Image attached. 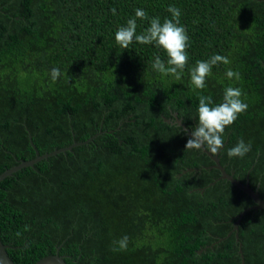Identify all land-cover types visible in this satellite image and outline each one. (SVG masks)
<instances>
[{
    "label": "trees",
    "instance_id": "16d2710c",
    "mask_svg": "<svg viewBox=\"0 0 264 264\" xmlns=\"http://www.w3.org/2000/svg\"><path fill=\"white\" fill-rule=\"evenodd\" d=\"M169 6L180 9L189 37L179 80L153 69L156 56L167 66L162 48L115 41L136 9L149 17L137 18L141 34L151 18L172 19ZM213 55L230 63L213 66L206 87L195 89L191 69ZM228 87L242 90L248 108L225 129L217 155L264 199V0H0V173L35 157L30 140L39 154L87 140L0 180L9 257L33 264L58 251L66 264H241V249L244 264H264V208L247 211L234 230L254 201L219 178L206 152L185 149L188 135L174 123L177 113L194 129L199 96L216 105ZM240 139L251 151L230 158ZM125 235L127 249L113 251Z\"/></svg>",
    "mask_w": 264,
    "mask_h": 264
},
{
    "label": "clouds",
    "instance_id": "9594fccd",
    "mask_svg": "<svg viewBox=\"0 0 264 264\" xmlns=\"http://www.w3.org/2000/svg\"><path fill=\"white\" fill-rule=\"evenodd\" d=\"M168 12L172 14V19L165 18L163 23L159 17L150 19V26L141 34H137V18L141 20L149 19L143 9H136L135 17L126 22V26H121L115 33L116 43L123 49H128L129 45L136 42L143 45L155 44L162 48L167 54V66L156 56L152 67L157 72L167 76L173 75L177 80L188 63L189 37L185 27L180 25V9L169 6ZM115 14V9H113ZM228 64L227 57L213 55L208 61H197L196 66L191 69V83L195 89L203 90L206 87V80L212 74V67L219 64ZM229 79H239V73L229 69L226 73ZM61 76L59 68L51 70V78L55 82ZM242 90L240 88L228 87L224 91L221 103L213 105L210 96H199L198 123L190 131L185 129L188 139L185 149H195L197 151L207 149L212 154H217L223 148L225 129L230 127L241 114L247 111L248 105L241 99ZM190 133V135H189ZM251 142L240 139L237 144L229 149L228 156L243 158L251 151ZM128 237L125 235L118 241H114L113 251L127 249Z\"/></svg>",
    "mask_w": 264,
    "mask_h": 264
},
{
    "label": "water",
    "instance_id": "95a60500",
    "mask_svg": "<svg viewBox=\"0 0 264 264\" xmlns=\"http://www.w3.org/2000/svg\"><path fill=\"white\" fill-rule=\"evenodd\" d=\"M174 123L180 125L183 129H187L185 127V125L182 123L181 118L178 117L177 113H174ZM165 121L170 122L169 119L165 118ZM190 135V133H189ZM31 137V136H30ZM31 145L34 147L35 149V157L29 160H23L20 159L18 160V163L12 167H9L7 169H5L2 173H0V180H2L4 177L11 175L13 172L17 171L18 169L25 167V166H33V164L37 161H39L42 158H47L48 156L57 154L59 152H65L67 150H71L72 147L85 143L87 142V140L85 141H81V142H77V141H73L72 144L65 146V147H61L58 149H54L50 152L47 153H43V154H39L38 150L35 148V145L32 143V141L30 140ZM203 152H206L214 161V164L212 165L213 167L217 168L220 170V176L219 178H223V179H227L230 181V183L232 185H235L236 187H238L239 189H241L242 191L246 192L248 195H250V197L252 198V200L254 201V204L251 206H248L246 208H244L240 213L237 214V216H235V221L233 223V229L236 230L238 227V224L242 218V216L249 210L251 209H262L264 208V199H262L257 191V189H252L248 183V181L246 180L244 183L241 182L238 178L234 177L233 172L228 173L224 166L220 164L219 161V157L217 154H212L209 151H207V149L202 150ZM191 170V169H190ZM230 234V232L228 233V235ZM235 237L236 240H238V234L237 232L235 233ZM222 239V238H220ZM239 246H241V244L239 243ZM8 247L7 244H4L1 239H0V264H16L8 255L6 248ZM239 253L241 255L242 261L241 264H244V260H243V254H242V250L239 249ZM33 264H66L63 255H60L58 253V251H56V253L54 254H50V255H46L41 257L40 259H38L36 262H34Z\"/></svg>",
    "mask_w": 264,
    "mask_h": 264
}]
</instances>
